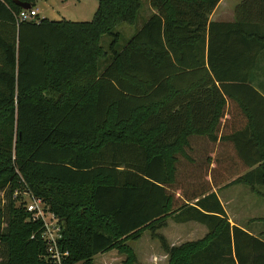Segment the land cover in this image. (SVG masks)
<instances>
[{
    "label": "trees",
    "instance_id": "1",
    "mask_svg": "<svg viewBox=\"0 0 264 264\" xmlns=\"http://www.w3.org/2000/svg\"><path fill=\"white\" fill-rule=\"evenodd\" d=\"M219 1L149 0L156 12L118 49L139 0H98L90 21L17 20L0 0V264H48L20 189L62 220L64 264L112 249L133 264L127 242L146 230L168 264H264V239L213 191L264 186V0L210 20ZM168 219L207 232L169 245Z\"/></svg>",
    "mask_w": 264,
    "mask_h": 264
},
{
    "label": "rangeland",
    "instance_id": "2",
    "mask_svg": "<svg viewBox=\"0 0 264 264\" xmlns=\"http://www.w3.org/2000/svg\"><path fill=\"white\" fill-rule=\"evenodd\" d=\"M140 8L133 23H120L115 27V31L120 33L117 48L121 49L127 39L148 19L152 14L149 0H139ZM238 0H226V15L220 20L229 21L230 11L234 13V7ZM98 0H37L34 9L39 18L50 20H71L90 21L97 8ZM217 19L216 16L213 18ZM234 19V14L232 20ZM231 21V20H230ZM111 38L104 35L101 38V45L107 49ZM110 58L108 56L109 62ZM104 64L99 63L100 69ZM231 178V177H230ZM15 202L23 199V189L19 190ZM215 193L223 200L230 217L235 218L236 223L260 235L264 239V186H249L238 183L229 186H221L215 189ZM246 212L251 216H246ZM250 223H248L249 221ZM239 225V226H240ZM165 237L169 245H179L180 243L196 240L205 235L207 227L201 223L187 221L176 223L171 219L167 220V225L158 231ZM127 245L135 254L133 264H168V257L162 248L161 242L152 237L149 231H144L141 237L134 241L127 242ZM125 254L112 249L96 254L93 264H124Z\"/></svg>",
    "mask_w": 264,
    "mask_h": 264
},
{
    "label": "built area",
    "instance_id": "3",
    "mask_svg": "<svg viewBox=\"0 0 264 264\" xmlns=\"http://www.w3.org/2000/svg\"><path fill=\"white\" fill-rule=\"evenodd\" d=\"M36 10L34 8L22 9L16 16L17 20H29L34 18ZM19 190L13 192V197L17 198ZM24 197L18 201L29 214L28 220L40 222L39 238L43 241V257L48 264H64L68 256L67 250H62L61 240L63 238V222L49 209L43 199L34 196L28 189H24ZM32 235L31 237H33Z\"/></svg>",
    "mask_w": 264,
    "mask_h": 264
},
{
    "label": "crops",
    "instance_id": "4",
    "mask_svg": "<svg viewBox=\"0 0 264 264\" xmlns=\"http://www.w3.org/2000/svg\"><path fill=\"white\" fill-rule=\"evenodd\" d=\"M242 0H238V2L236 3V5H235V7L241 2ZM225 2H226V0H220L219 2H218V4L216 5V7L214 8V10L212 11V13L210 14V16H209V19L210 20H213V21H223V20H220L221 19V17H224L225 15H226V4H225ZM151 6V5H150ZM235 7H234V10H235ZM154 12H156V10L151 6V11H150V13H154ZM233 12L232 11H230V14L228 15V17H229V19L231 20V21H233L232 20V16H233ZM214 16H216L217 17V19H213L214 18ZM234 18H235V16H234ZM229 20V21H230ZM254 73H255V80H260V81H264V51H262L260 54H259V56H258V60H257V68L255 69V71H254ZM261 91H263L264 92V90L263 89H261ZM215 189L216 188H214L213 189V191L215 192ZM220 199V201H221V203H222V205H223V208H224V210H225V212H226V214H227V216H228V218H229V220H230V222L232 223V224H236V225H238L237 223H236V220H235V218H233V217H230L229 215H228V212H227V210H226V206H225V203L223 202V200L221 199V198H219ZM246 216H251V214L250 213H247L246 212ZM249 221V220H248ZM251 221H249L248 223H250ZM177 223V222H176ZM240 225V224H239ZM241 226V225H240ZM242 227V226H241ZM250 233H252V234H255V235H257L256 233H254V232H252L251 230H249V229H247Z\"/></svg>",
    "mask_w": 264,
    "mask_h": 264
},
{
    "label": "water",
    "instance_id": "5",
    "mask_svg": "<svg viewBox=\"0 0 264 264\" xmlns=\"http://www.w3.org/2000/svg\"><path fill=\"white\" fill-rule=\"evenodd\" d=\"M15 3L17 5H19L22 9H25V10L31 8V5L29 3L21 2V1H18V0H15Z\"/></svg>",
    "mask_w": 264,
    "mask_h": 264
}]
</instances>
